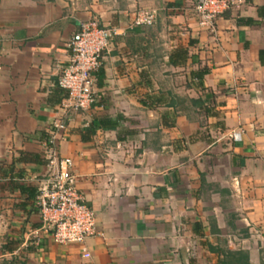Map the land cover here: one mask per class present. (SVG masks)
I'll return each mask as SVG.
<instances>
[{
	"label": "crops",
	"instance_id": "obj_1",
	"mask_svg": "<svg viewBox=\"0 0 264 264\" xmlns=\"http://www.w3.org/2000/svg\"><path fill=\"white\" fill-rule=\"evenodd\" d=\"M231 1L210 30L194 0H0V264H219L227 250L264 264V0ZM138 8L155 22L130 26ZM92 17L118 32L95 103L65 113L66 43ZM57 121L95 212L89 257L40 229L34 196Z\"/></svg>",
	"mask_w": 264,
	"mask_h": 264
},
{
	"label": "built area",
	"instance_id": "obj_2",
	"mask_svg": "<svg viewBox=\"0 0 264 264\" xmlns=\"http://www.w3.org/2000/svg\"><path fill=\"white\" fill-rule=\"evenodd\" d=\"M231 0H194L191 3L197 24L204 29H213L216 18ZM156 10L138 8L131 17L130 26H149L156 20ZM117 28L104 26L95 17L82 22L67 41V62L61 68L57 84L65 96L61 108L66 113L90 107L96 101L95 73L102 65L104 53ZM61 121L48 130L45 148L47 170L37 178L34 203L41 221V231L57 244H81V254L89 257L83 245L90 236L97 234L95 212L85 202L76 185L73 160L59 153L56 132L63 130ZM233 139L240 138V131L231 132Z\"/></svg>",
	"mask_w": 264,
	"mask_h": 264
},
{
	"label": "trees",
	"instance_id": "obj_3",
	"mask_svg": "<svg viewBox=\"0 0 264 264\" xmlns=\"http://www.w3.org/2000/svg\"><path fill=\"white\" fill-rule=\"evenodd\" d=\"M186 55H187L186 49L178 48L177 50H175L174 53L170 55V63L174 65H180L184 63ZM262 56H264V50L259 51V57L261 60H262ZM205 72L206 70L203 68V69L191 71V74L194 75L200 82ZM99 75H100V72H99ZM64 96H65V93H64ZM208 96L212 97L213 94L211 93ZM99 126H102L101 121L92 122V125L90 128L91 132H93V130ZM219 264H249L248 256L245 252L241 250H236V251L227 250L221 253Z\"/></svg>",
	"mask_w": 264,
	"mask_h": 264
}]
</instances>
